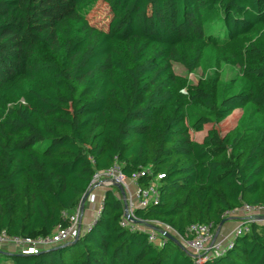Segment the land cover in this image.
I'll return each mask as SVG.
<instances>
[{"label":"trees","instance_id":"16d2710c","mask_svg":"<svg viewBox=\"0 0 264 264\" xmlns=\"http://www.w3.org/2000/svg\"><path fill=\"white\" fill-rule=\"evenodd\" d=\"M101 1L106 31L88 19ZM229 51L241 86L219 71L189 86L173 72ZM237 110L251 115L220 133ZM115 162L127 177L147 166L165 175L160 203L136 217L179 234L264 207V0H0V232L52 234ZM115 191L77 240L38 255L2 250L0 264H194L185 248L122 228ZM204 264H264V229L251 224Z\"/></svg>","mask_w":264,"mask_h":264},{"label":"built area","instance_id":"2783aa9c","mask_svg":"<svg viewBox=\"0 0 264 264\" xmlns=\"http://www.w3.org/2000/svg\"><path fill=\"white\" fill-rule=\"evenodd\" d=\"M92 164L94 160L90 159ZM165 175L157 173L152 166L140 168L127 177L122 165L115 162L105 171H96L89 186V195L101 187L105 193L111 189L121 187L124 194L119 191L118 196L124 203L123 215L120 226L130 232L143 233L148 236L149 243L159 248L167 246L171 241L164 235L169 234L174 237L192 257L194 264H204L215 258L224 256L235 247L236 239L242 237L250 231V225L257 223L259 219H247L240 221L235 228L227 235H220L219 227L214 223L192 224L184 234L167 225L157 221L140 224V219L136 217V211L148 209L160 203V187ZM91 192V193H90ZM104 193V194H105ZM104 199L100 202L99 209L95 212V218L91 224L87 225V230L96 225L101 218L104 208ZM247 215H253L264 211V207L244 205L241 209L226 212L223 218L229 219L239 211ZM83 219V212L79 206L72 214L63 215V222L50 235L39 236L36 238H23L9 236L6 231L0 232V251L5 247H13L22 255H38L41 252L56 247L60 244L76 240L79 233V226ZM154 226L152 230L148 227ZM86 229V228H85Z\"/></svg>","mask_w":264,"mask_h":264},{"label":"rangeland","instance_id":"374dc122","mask_svg":"<svg viewBox=\"0 0 264 264\" xmlns=\"http://www.w3.org/2000/svg\"><path fill=\"white\" fill-rule=\"evenodd\" d=\"M88 19H89L92 27L106 31L108 29L109 22L111 20L110 9L108 8V6L105 3H103L101 1L98 3V5L94 9V11L90 14ZM240 70L241 69L238 66H235V63L233 62V54L230 51L223 54V55H216L215 52L211 53L209 55L208 61L202 62L201 64H198L196 69L193 72L186 71V69L179 64L173 65L174 74L179 78L187 80L189 86L198 85L201 80H204V79L208 78L209 76H213L216 71L220 72L221 81L222 82L224 81L227 84V83L232 82L233 80H237L236 78H238V75H239V79L241 78L242 73L240 72ZM235 82H232V83H235ZM236 83H237V87H238V86L243 85L244 81H241V79H240V81L236 82ZM182 93L186 94L187 90L184 89L182 91ZM250 115H251V111L247 112V111H243V110H237V111L233 112V114L229 118H227L221 124L217 125L216 128L220 133H224V134L228 133L229 131H231L237 127L238 128L241 127L242 124L245 123V121L248 119V117ZM213 126L214 125H207L200 132H192L191 131L192 138L195 141L201 142L204 139V137L208 134V131ZM116 190L117 191H115V195L118 197V196H120L119 190L118 189H116ZM95 196L96 195H94V193H91L90 196L88 197L87 201H86V204L84 206L82 225L91 224L93 219L95 218L96 214H94V216H92V218H90L88 216L89 209L92 206L96 205V207H94L95 212H96L100 207V202H102V200H101L102 198L98 197V199L94 202V200L96 199ZM80 206H81V203H80ZM229 219L230 220L231 219H237V220L243 219L240 221H247V219H259L256 224L264 229V211L253 214V215H247L240 210L235 216H232ZM240 221H238V222H240ZM224 222H226V224L224 223L225 227L230 228L231 222L228 219H226V221H224ZM221 224L218 227H221ZM87 228L88 227H86V229ZM220 235H222L221 230H220ZM6 249H8V248L5 247L2 252L7 253V254H9L10 252L11 253L15 252V250L6 251Z\"/></svg>","mask_w":264,"mask_h":264},{"label":"crops","instance_id":"0c3cea01","mask_svg":"<svg viewBox=\"0 0 264 264\" xmlns=\"http://www.w3.org/2000/svg\"><path fill=\"white\" fill-rule=\"evenodd\" d=\"M95 192H93L94 193V195H96L95 197H96V199L94 200V202L98 199V197H104L105 196V191L103 190V188H101V187H99V188H97L96 190H94ZM94 207H96V205H94V206H92L90 209H89V211H88V216L90 217V218H92V216H94V214H95V208ZM230 222H231V226H230V228H228V227H225V224H226V222H225V224L223 225V226H221V227H219V229H218V231L220 232V230H221V234H224V235H227V234H229L234 228H235V226L237 225V223H238V221H240V220H243V219H239V220H237V219H228ZM82 222H83V219H82ZM87 225L88 224H86V225H82V227L85 229L86 227H87ZM222 228V229H221ZM8 250H15L13 247H8V249H6V251H8ZM17 253H19L17 250H15ZM11 253V252H10ZM15 253V252H14Z\"/></svg>","mask_w":264,"mask_h":264},{"label":"water","instance_id":"95a60500","mask_svg":"<svg viewBox=\"0 0 264 264\" xmlns=\"http://www.w3.org/2000/svg\"><path fill=\"white\" fill-rule=\"evenodd\" d=\"M117 189L122 193V195H125L124 194V190L121 188V187H118L117 186ZM88 197H89V193L88 194H86L85 195V197L83 198V200L81 201V209H82V212H84V206H85V204H86V201H87V199H88ZM225 222H223L222 224H221V226L224 224ZM140 224H145V225H147L145 222H140ZM148 227L149 228H151L152 230H155L156 228L154 227V226H150V225H148ZM81 230H82V222H81V224H80V226H79V233H81ZM171 242H173V243H175V244H177L178 246H180L181 248H184L174 237H172L171 235H169V234H164ZM79 238V235L77 236V238H76V240Z\"/></svg>","mask_w":264,"mask_h":264},{"label":"clouds","instance_id":"9594fccd","mask_svg":"<svg viewBox=\"0 0 264 264\" xmlns=\"http://www.w3.org/2000/svg\"><path fill=\"white\" fill-rule=\"evenodd\" d=\"M90 196V195H89ZM82 210V209H81ZM84 213V212H83ZM83 223V222H82ZM82 229H84L83 227H82Z\"/></svg>","mask_w":264,"mask_h":264}]
</instances>
